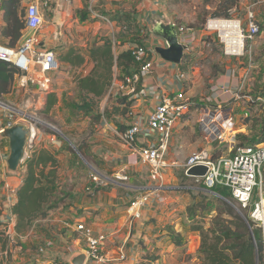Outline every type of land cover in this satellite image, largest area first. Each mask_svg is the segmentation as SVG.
Instances as JSON below:
<instances>
[{
  "label": "crops",
  "instance_id": "0c3cea01",
  "mask_svg": "<svg viewBox=\"0 0 264 264\" xmlns=\"http://www.w3.org/2000/svg\"><path fill=\"white\" fill-rule=\"evenodd\" d=\"M30 1L31 0H21V5L25 8ZM99 1L104 2L106 7L112 2L114 4L111 9L114 11L113 13L118 12L117 10L123 8L124 5L126 7L123 8L124 11L119 12H129L132 16V21L136 23L140 22V24L145 25L147 29L146 38L144 39V43L142 41V44L150 49L153 48V50L156 46H166L165 40L161 36L151 32L152 25L150 24H152L153 20L157 19L169 22L164 19L166 14L163 8H159L160 6H166L167 0H53L48 7V10L53 12L52 24L45 27V31L41 30L39 34V36L41 35L42 47L50 49L47 45L54 39H57L58 35H62L57 31L58 24L55 22V19L59 21L64 18L66 14H68V17H70L71 14L74 16L77 14L78 16L82 15L79 17L80 22L85 23L87 18L93 19L95 16L100 15L104 17L102 12L98 15V11L89 10V7H93ZM121 2L123 5L119 6ZM133 5L135 11L128 10V7L130 9ZM73 9L79 10L80 12L78 13L76 11L74 13ZM156 16L160 18H156ZM64 21L66 24L69 21L71 22V20L67 18H65ZM107 24L111 25L113 30L112 52L114 57H116L119 53L128 48L126 42L127 38L126 35L124 38L118 37L121 28L116 21L110 20V23ZM3 25L2 15H0V38H2L1 27ZM188 36V43H183L188 45V49L185 50L184 57L179 64L163 60L155 51L152 53L155 67L152 74L146 77V86H156L160 94L166 93L172 95L179 91H184L185 94L191 92V90H184L185 85H188L192 79L190 75L191 72L184 70V66L188 64L186 61L189 59L187 53L193 50L192 41L194 36H192V34ZM6 45H8V43ZM72 49L76 52L79 51L76 48ZM65 52H67V50ZM65 52L59 54V64L62 66L66 65L65 69H75L76 71H72L75 75L70 77L68 72L66 74L64 73L65 76L63 75L62 79L59 78L56 83L52 82L51 89L48 92L55 91L59 95V93L63 91L61 85L67 84L69 80V84H76L78 95L77 78L87 75L92 70L94 63L89 60V53L87 52V54L83 56L84 62L82 64L71 65L68 61H63L61 58ZM179 74H184V79H179ZM52 75L54 76V74ZM122 75V71L114 65L112 67L110 84L98 102L100 118L98 121H93V125L85 130V134L88 135V138L81 143L83 144L82 152L85 154L83 156L85 157L87 155L89 159H87L88 161L86 162L84 157L81 158L80 156V158L91 171H88L86 179L83 177L85 175L82 176L83 183L80 182L79 186L76 187L77 184L75 182L77 177H75V175H78V170L75 166L79 162L77 159L71 160L69 168H73V170H70V173H68V178L69 181H72V184H70L68 192H66L65 195L61 194L64 196L63 199L61 201L58 199L57 204L47 212L46 216L35 219L30 228L26 231L19 233L15 231V217L11 212L12 205L16 201L15 191L21 185L25 174L23 161L19 164L16 171L11 172L8 168H3L5 163L0 160V222L3 224L2 228L4 229V234L9 238L7 245V248L10 246L9 252L12 250L11 245L13 243L15 244V249H20V253H16V256H14L19 261H29L34 264H52L53 261L68 260L75 253H84V240L76 231V225L84 223L90 226L95 233L104 232L106 234L103 252L108 262L105 264H137L138 260L146 261L147 259H151L150 262L155 260L156 263L159 261L163 263L167 261L168 264H190L196 262V257L198 256L196 253L198 251L195 250H197L199 243L197 242L198 234L193 233V236L190 235L185 237L182 233L184 224H160V222H158V224H145L150 217H159V219L163 217L164 211L168 207L165 206V203H167V199L169 198V196H166L164 193L166 189H163L160 193L164 199L161 201L152 199L142 211L141 219H131L127 213V207L133 197L142 191H151V187L154 184L146 186L140 184L143 170L145 169V171H148V168L140 165L136 154L119 141L118 133L122 131L127 124L125 114L128 111V102L129 104L131 103L130 107L133 108L136 113L145 117L150 109L157 103V98L149 95L143 99H134L124 94L125 92L122 93L118 87ZM14 83L16 84V80H14ZM236 86L237 82L233 74L228 73L222 75L215 83L210 85V95L207 97V99H211L209 103L226 101L228 98L226 99L224 96L229 97L230 93L228 91H234ZM31 88L37 89L35 85L18 89L27 92ZM227 88L229 90L225 92ZM48 92L38 91L42 108L45 104ZM58 103L57 97V103L50 110L52 111ZM115 108H117L116 111L114 110ZM112 116L115 118V121L109 119ZM187 118L188 119L185 117L175 128L190 123L189 114ZM5 119L6 115L2 114V110L0 109V128H6ZM84 120L92 121V117L84 116ZM14 124L24 125L25 123L14 122ZM84 127H87V122ZM38 135L40 138L41 133L39 132ZM50 136L49 134L47 137ZM201 138L200 134V140ZM1 140L5 146L3 150L4 153L0 155V159L5 157L6 162L9 141L6 137L2 136V134ZM150 140H152L151 137L145 140V137L141 135L139 136L138 143L142 144L144 141ZM51 141H53V139H51ZM84 143L86 144L84 145ZM43 144H41L38 149H47L54 153L58 159L59 164L56 172V179L58 185L57 189L59 191L61 189L58 181L61 175L59 172L61 170V164L59 155L57 156V154L60 150L55 147H53L52 150L50 147H47L45 143ZM168 158L174 160L176 165L179 163L178 156H175L173 153H168ZM91 174H97L101 178L102 183L92 182L90 179ZM133 174L136 175V178L140 175V177L137 178V182L134 183L132 181ZM169 174H167V172L165 174V187H167L165 182ZM116 176L124 178L116 179ZM86 183H88V186H85ZM87 190L91 192H87ZM59 194L60 193L56 191V195L58 196ZM171 229H174V231L183 238L182 242L184 246L187 245V242L188 244L191 242L190 245H192V249H188L184 252L185 254H182V245L176 246L170 238L169 234ZM190 237L192 239L188 241ZM46 241H50L51 245L45 247L43 252H39V248L45 246ZM9 252L6 249L1 254L0 258H3V256L6 257V255L10 254ZM121 253L125 255L123 260L117 259V256Z\"/></svg>",
  "mask_w": 264,
  "mask_h": 264
},
{
  "label": "rangeland",
  "instance_id": "374dc122",
  "mask_svg": "<svg viewBox=\"0 0 264 264\" xmlns=\"http://www.w3.org/2000/svg\"><path fill=\"white\" fill-rule=\"evenodd\" d=\"M113 5L114 4L110 2L108 7H106L104 2L99 1L93 7H89V10L98 11V15L102 12L104 18L112 21L111 16H113L112 14H114V11L111 9ZM121 5H123L122 2L119 6ZM220 5L221 0H167L166 6L159 7H162L165 11V21L173 22L184 29L189 28L190 30L186 33V35L191 36L192 34V36H194L192 41L193 50L188 51L187 56L189 59L186 61L188 64L187 66H184L185 71L191 72L190 75L192 78L191 82L184 87V90H191V92L185 94V96L186 98H191L193 106L191 107L189 113L190 123L175 128L172 133L169 153H173L175 156H178L179 163L170 167V170L167 171V174H170L165 182L167 187H165L166 191L164 193L166 196H169L167 203H165V206L168 207L165 209L163 217L160 219L159 217H150L145 224H158V222H160V224H184L182 233L185 237L190 235L193 236V233L198 234V238L196 237L197 242H199V233L192 230V227L194 224H201L204 228H207L211 224L212 217L216 215V211L219 210L226 212L229 210L231 214L238 213L243 217L247 216V211L241 209L234 199L231 197L223 198L218 193L206 189L200 178H194L186 175L185 173L184 163L187 156H189L192 152H195V150L198 151L202 148H207V145L202 138L200 140L196 118L199 108L207 103L206 98L210 95V85L215 83L216 80L224 74H233L237 82L236 89H241L242 95H250L254 99L252 102L247 101L246 98H242L240 102L234 105V119L236 121V127L241 129L238 132L245 135L254 134L259 139L264 136V134L261 133L259 124L256 123L255 127H253L252 124L255 119L259 118V114L261 113L260 105L257 102L264 104V0H236L233 8L228 11L230 17H239L242 24H245V16L250 10L254 14L255 20L260 26L259 33L252 40H246L244 55L240 57H230L224 55L222 47L218 44L216 38L212 40L209 48L203 45L204 39L202 38L207 36V32L204 30L203 26L208 19L218 16L214 13H221L222 8L219 7ZM123 8L126 7L123 5ZM123 8L117 11H124ZM128 10L135 11L134 5L130 9L128 7ZM73 11L74 13L76 11L78 13L80 12L75 9H73ZM2 14V11H0V15ZM43 15L44 21L38 31L39 34L41 30L45 31L44 28L52 24L53 12L49 11L48 8H45L43 9ZM67 15L68 14H66L65 17L59 21L55 19V22L58 24L57 31L62 35H58L57 39H54L51 43H49V45H47L56 54L58 62L60 61L59 54L65 52L70 47L76 48L79 50L77 53L84 56L87 52L89 53L90 48L99 44L103 37L113 38L111 25H108L103 18H100L102 15L95 16L93 19L87 18L85 23H82L79 20V17L82 15L78 16L76 14V16H74L71 14L70 17ZM23 17L24 14L22 16V20L24 21ZM65 18L71 20V22L69 21L66 24L64 21ZM156 18L160 17L156 16ZM131 25L130 31L125 34L127 38V47L130 44H135L133 42L135 38L138 41H143V43L146 38L147 29L145 25L134 21ZM119 33H121V31ZM0 43L7 44L8 40L6 38H0ZM65 66L66 65L62 66L59 64V71L53 73L54 76L51 75V84L52 82L56 83L59 78L62 79L64 73L66 74L68 72L70 77L75 75L72 73V71H76L75 69H65ZM69 83L70 82L68 80L67 84L61 85L63 91L60 92L59 95L54 91V93L57 94L59 103L52 111L50 110L49 112H43L42 104L39 100V90L35 88H31L29 91L25 92L18 89L14 83V90L0 98V101L8 105L11 109V112L8 114L9 118L6 117L5 119V125L7 124V120L14 124V122H26L30 119H34L37 123L38 133L40 132L41 136L38 140L36 139L32 152L40 150L38 148L43 143L51 149L55 147L60 150L57 154V156L59 155V161L61 164V170L59 171L61 175L58 180L61 189L59 191L57 189V192L60 193L57 196L59 201L63 199L64 196L62 195H65L66 192H68V188H70V184H72V181H69L68 178V173H70V170H73V168H69L71 160L77 159L79 162L75 166L78 170V175H75V177H77L75 182L77 184L76 187L79 186L80 182H82L83 177L86 179L88 171H91V169L84 164V161L81 159L84 157L83 155H85L82 152L83 144L81 143L87 140L88 135L85 134V130L93 125V121H85L84 115L73 107V104L78 102L79 99L77 97L76 84L71 85ZM257 97L262 98L263 101L255 100ZM224 98L227 99L229 97L224 96ZM130 105L131 103L127 104L128 111L133 109ZM245 108L250 110V113L248 112L249 116H251L249 121H246V117L243 116ZM0 109L2 110V114L6 115L8 113H6L2 107H0ZM125 118L127 119L126 114ZM109 119L115 121L113 116ZM86 122L87 127H84L86 126ZM49 134L51 136L47 137ZM52 135H55V139H53V141L50 139ZM239 143V140H236V144L240 145ZM85 144L86 143H84V145ZM4 146L5 145L1 140L0 135V155L4 153ZM212 151L213 150L210 152ZM84 158L86 159V162L88 161L87 159H89L87 155ZM0 160L5 163L6 166L4 165L3 168L6 169L7 163L5 162V157ZM147 172L148 171H145L144 169L142 173L143 176L140 179V184H144V186L154 184L148 178L149 172ZM262 174L264 183V164L262 166ZM139 177L140 175L137 176V178ZM137 178L136 175L133 174V183L137 182ZM87 184L88 183H86L85 186H88ZM87 192L91 191L87 190ZM190 206L198 207L197 211L194 213L189 212L188 208ZM222 217L226 219L231 218L227 214H222ZM170 232L177 233L174 229H171ZM182 239L183 238L181 237V240ZM191 239L192 238L190 237L188 241H191ZM190 244H188V242L185 246L182 244V254H185L184 252L186 250L192 249V245ZM11 247V252H9L10 246L6 248L10 254L7 253L8 255H6V257L3 256V258H0V264L31 263L29 261H19L15 258L14 256H16V253H20V249H15L14 243ZM1 254L2 253H0V256ZM196 254H198V252ZM196 258L198 260V256ZM259 259L258 264H262L261 256ZM150 260L151 259H147L146 261L138 260L137 264L156 263L155 260L152 262H150ZM156 264H168V262L166 261L163 263L159 261Z\"/></svg>",
  "mask_w": 264,
  "mask_h": 264
},
{
  "label": "built area",
  "instance_id": "2783aa9c",
  "mask_svg": "<svg viewBox=\"0 0 264 264\" xmlns=\"http://www.w3.org/2000/svg\"><path fill=\"white\" fill-rule=\"evenodd\" d=\"M53 0H31L24 8V28L21 30L19 42L14 45L0 43V60L12 65L18 73L15 75L17 88H28L35 85L38 90L48 92L51 89V75L58 71L59 62L56 54L51 49L42 47L39 29L43 24V9L48 8ZM0 0V11H1ZM107 23L110 20L101 16ZM124 29V27H123ZM260 26L255 20L254 14L249 10L245 16V24L239 17H214L207 20L204 30L206 38H202L203 45L210 47L216 38L226 56L240 57L245 52L246 40H252L259 33ZM190 29L179 26L180 42L188 43L189 36L186 33ZM211 35V36H210ZM208 38V39H207ZM138 67H132L128 73L120 78V91L134 99H143L149 95L157 98V103L150 109L147 116H141L133 109L126 113V127L118 133L119 141L133 151L140 165L148 168L149 178L154 185L151 191L136 194L127 207V213L131 219H141L142 211L152 199L161 201L164 197L160 194L164 186L165 174L170 167L176 165L174 160L168 158L172 133L190 113L193 101L185 96L184 91L172 95L160 94L156 86H146V77L152 74L155 63L152 58L153 48L142 44H130L127 48ZM184 74H179V79H184ZM237 87V86H236ZM229 89L227 88L225 92ZM229 98L226 101L209 103L210 98L198 110L197 126L207 148L195 151L185 161V172L193 165H204L206 173L200 178L206 189L216 186L226 188L231 198L241 209L246 210L248 217L260 232L262 245V264H264V183L262 166L264 164V142L252 145H237V135L240 128L236 127L234 119V105L242 98L254 101L250 95H242V90L228 91ZM255 100H262L257 97ZM9 118L11 109L0 101ZM250 110H244L243 116L248 117ZM11 116V115H10ZM28 130V138L25 144L23 161L30 156L38 140V128L34 119L23 122ZM14 125L7 120L6 128ZM5 127L0 128V135ZM245 133V132H242ZM149 137L150 141L138 143L139 136ZM55 135L51 137L54 139ZM213 150L212 152H210ZM219 152V153H218ZM216 154V156H215ZM124 177L116 176V179ZM90 179L94 183H102L97 174H91ZM76 231L85 243V259L82 264H105L108 262L103 252L106 240L104 232L95 233L94 230L79 223ZM254 243L255 239H254ZM51 245L46 241L45 246L39 248L43 252L45 247ZM123 253L117 259L123 260ZM52 264H72L68 260L53 261Z\"/></svg>",
  "mask_w": 264,
  "mask_h": 264
},
{
  "label": "trees",
  "instance_id": "16d2710c",
  "mask_svg": "<svg viewBox=\"0 0 264 264\" xmlns=\"http://www.w3.org/2000/svg\"><path fill=\"white\" fill-rule=\"evenodd\" d=\"M235 3L236 0H221L219 7L222 8V11L214 14L218 15L216 17H229L228 11L233 8ZM1 11L4 22L1 36L8 40V45L14 46L24 28V21L22 20L24 7L21 5V0H2ZM112 15V20L119 24L122 31L118 37L124 38L132 26L131 14L118 11ZM133 42L142 45V42L136 38ZM112 45L113 42L110 37H103L99 44L90 48L89 60L94 63V66L87 75L77 78V97L79 100L73 104V107L84 116L92 117V121H98L100 118L98 102L110 84L112 67L115 65L123 74L128 73L131 67H138V63L135 62L131 51L128 49L114 57ZM61 58L71 65L84 62L83 56L72 48L68 49ZM17 73L18 71L12 65L0 60V98L12 92ZM56 103V94L54 92L48 93L43 112H48ZM257 103L260 105L261 113L252 124L255 127V124L258 123L261 133L264 134V104ZM114 110L116 111L117 108ZM250 117H246V121H249ZM237 140L242 146L252 145L264 142V136L259 139L254 134L238 133ZM58 164L56 155L43 148L32 152L23 161L25 174L21 185L15 191L16 201L11 208L15 217L14 229L17 233L28 230L35 219L45 217L47 212L57 204L56 172ZM211 190L223 198L231 197L229 191L221 186H216ZM197 209L196 206H190L188 211L194 213ZM228 211H216V215L212 217L211 224L207 228L201 224H194L192 230L199 233L198 260L190 264H256L260 260L259 257L262 258L260 232L253 227L248 214L243 217L241 214H231ZM222 214H227L231 218H223ZM2 226L3 224L0 222V253L6 250L9 241ZM169 235L176 246L183 244L179 234L170 232ZM254 239L256 243H254Z\"/></svg>",
  "mask_w": 264,
  "mask_h": 264
},
{
  "label": "water",
  "instance_id": "95a60500",
  "mask_svg": "<svg viewBox=\"0 0 264 264\" xmlns=\"http://www.w3.org/2000/svg\"><path fill=\"white\" fill-rule=\"evenodd\" d=\"M151 25V32L161 36L165 40L166 45L165 47L156 46L154 51L163 60L179 64L184 57L185 50L188 49L187 44L180 42L179 26L173 22H164L159 19L153 20ZM2 136L6 137L9 141V153L6 160L7 168L11 172H14L23 161L28 130L22 124H15L5 128ZM206 170L207 167L204 165H193L185 173L191 177H201L206 173ZM84 259V253H75L68 261L72 264H82ZM256 264H258V261Z\"/></svg>",
  "mask_w": 264,
  "mask_h": 264
}]
</instances>
